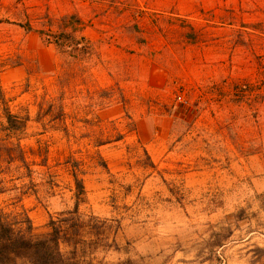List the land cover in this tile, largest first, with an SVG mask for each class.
Masks as SVG:
<instances>
[{
    "label": "rangeland",
    "instance_id": "374dc122",
    "mask_svg": "<svg viewBox=\"0 0 264 264\" xmlns=\"http://www.w3.org/2000/svg\"><path fill=\"white\" fill-rule=\"evenodd\" d=\"M85 1L84 31L117 80L74 87V101L45 114L27 94L22 109L8 102L28 93L25 70L54 55L60 81L81 85L98 60L43 39L61 23L46 0H0V81L9 108L28 115L13 133L26 163L4 156L0 169L15 232L59 228L55 264H264V0ZM108 97L111 118L97 114Z\"/></svg>",
    "mask_w": 264,
    "mask_h": 264
},
{
    "label": "crops",
    "instance_id": "0c3cea01",
    "mask_svg": "<svg viewBox=\"0 0 264 264\" xmlns=\"http://www.w3.org/2000/svg\"><path fill=\"white\" fill-rule=\"evenodd\" d=\"M100 1H103V0H100ZM87 4L88 2L86 1L83 2V0H73V1L71 0H46L45 8H48L47 16H48V19H50V21H53L51 19L56 17L59 19V22H61L60 19L64 15L74 16L72 19L68 20L66 23L61 22L59 29H58L59 31L63 29L66 32L72 33L75 36L76 40L80 41L79 43H77L78 49H75L73 50L74 51L73 53L68 54L67 56L66 55L64 56L67 58L70 57L72 60H81V59H86V58H90L91 60L96 59V61L98 60V63L93 62L94 65L91 64L87 68L86 67L84 68L87 70L89 69L88 72L90 73V79L88 78L87 79L91 81L88 82V80L86 79L87 81L86 80L82 81L81 85L78 82H75V83L74 82H71V83L61 82L59 73L60 71H62V65L57 63L56 56L53 55L51 56L50 59L49 57L46 59L47 66L45 69H42L41 66H38V68L35 66V68L30 67L27 70H25L24 73L27 78V82L30 84L28 93L22 92L19 94L20 97L19 96L12 97V101H9V102H13L16 106H18L17 108L22 109L21 105L23 102H20L18 100V99L22 100L21 94L22 95L27 94L28 99L26 100V103H25L26 106H32V105L38 106L40 104L45 103L46 108L50 105V110L45 112V114H51L53 113L51 108L53 107L54 103L57 102L63 106L66 104L65 101L69 102V101L75 100V93L72 91L74 87L77 90L79 89V87H83V89L85 90V93H87V91L93 92L95 90H100L105 87H108L110 84L114 83L117 80V79L116 80L113 79L114 77H112V73H110V69L108 67L106 68V65L101 63L102 61H100L99 63V58L97 55L100 52L102 53V51H100L99 48H97V42L99 40L97 41L96 38L93 40L92 38L88 37L84 31L85 24L83 23V18L81 16L84 13L82 10ZM94 4L96 3L92 2L93 7H94ZM73 19H75V23H73ZM73 29L78 30V32L80 30V34H77L76 30H73ZM81 36H83L84 39L79 40ZM97 37H100V36H97ZM64 47L66 48L69 46H64ZM80 47L84 49V51L81 53H79V51L81 50ZM100 58L103 59V57H100ZM85 81L88 83H84ZM119 82H120V86L126 87V83L123 84L121 83V81ZM0 83H1L0 84L1 89L4 92L5 97H7L8 93L5 90L6 87L4 86V82L0 81ZM104 99L110 101L108 102L109 107H107L103 111H100L101 110L100 109L97 112V114L99 115L101 113H106V114H109L110 116L109 118H111L112 110L117 109L118 100L116 99L113 100V97H108ZM42 111L43 110L41 109L40 113H42ZM14 113H17V112H14ZM83 185H84V182H83ZM85 194L86 192H85V186H84V193L82 195H85Z\"/></svg>",
    "mask_w": 264,
    "mask_h": 264
},
{
    "label": "trees",
    "instance_id": "16d2710c",
    "mask_svg": "<svg viewBox=\"0 0 264 264\" xmlns=\"http://www.w3.org/2000/svg\"><path fill=\"white\" fill-rule=\"evenodd\" d=\"M73 15H64L61 17V22L66 23L72 19ZM39 33L43 36L46 42H52L57 44L59 47L73 46L77 48V43L80 41L76 40L75 36L60 30L58 33L51 34V30L48 28H42ZM84 39L83 36L79 40ZM72 44V45H71ZM80 49H82L80 47ZM245 91V90H244ZM0 101L3 103L2 115L0 119V169L2 158L6 156L8 160L18 159L21 163L25 164L24 152L21 145V139H15L13 133L20 131L25 126V121L28 115L20 117L17 113L12 112L6 103V97L0 88ZM9 102V101H8ZM50 105L48 106V110ZM62 114V106L59 108L58 114ZM57 114V115H58ZM59 116V115H58ZM57 118V116L52 117ZM74 184L76 187V198L84 193L83 179L73 174ZM2 179L0 178V194L4 192L1 186ZM77 209V202L75 203L74 210ZM28 221L27 228L30 229V220ZM59 228L53 229V234L49 237H42L39 239L32 240L31 238L25 237L19 232H15L13 223L7 218V214L0 208V255L16 254L19 255L22 252H30L38 260L36 264H55L62 261V253L59 249Z\"/></svg>",
    "mask_w": 264,
    "mask_h": 264
}]
</instances>
